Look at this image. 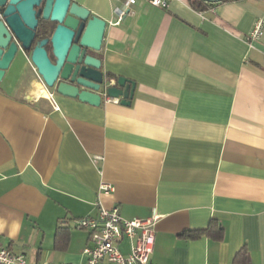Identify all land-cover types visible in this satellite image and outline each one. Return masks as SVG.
Returning a JSON list of instances; mask_svg holds the SVG:
<instances>
[{"label":"crops","instance_id":"obj_1","mask_svg":"<svg viewBox=\"0 0 264 264\" xmlns=\"http://www.w3.org/2000/svg\"><path fill=\"white\" fill-rule=\"evenodd\" d=\"M77 1L108 21L95 54L134 94L93 105L53 90L54 107L27 58L13 61L0 81L4 243L29 262L86 264L75 218L102 204L159 215L155 264H264V29L247 39L264 0L140 1L118 24L116 0ZM215 221L223 238L200 231Z\"/></svg>","mask_w":264,"mask_h":264},{"label":"water","instance_id":"obj_2","mask_svg":"<svg viewBox=\"0 0 264 264\" xmlns=\"http://www.w3.org/2000/svg\"><path fill=\"white\" fill-rule=\"evenodd\" d=\"M42 21L53 26L41 37ZM107 28L105 18L77 0H0V81L23 54L42 83L59 94L100 105L106 86L108 95L129 105L135 82L110 76L95 54Z\"/></svg>","mask_w":264,"mask_h":264},{"label":"built area","instance_id":"obj_3","mask_svg":"<svg viewBox=\"0 0 264 264\" xmlns=\"http://www.w3.org/2000/svg\"><path fill=\"white\" fill-rule=\"evenodd\" d=\"M119 4L114 6L116 19L113 24L120 23L130 8L142 1L151 6L167 8L172 0H116ZM264 29V19L257 18L251 31L247 35L251 43L260 38ZM37 73L36 68L33 66ZM42 82V80H41ZM46 91L44 95L43 92ZM106 101L119 102V97H111L107 93V87L102 89ZM54 91L42 83L36 98H47L54 107L58 105L53 101ZM100 188L104 192L114 189L109 182H102ZM159 215L154 213L147 218H126L121 214L118 206L106 207L102 204L98 207L96 216H84L75 218L78 228L87 229L90 232L92 245L84 248L87 255L86 264H155L151 260V254L155 245V224ZM129 240V251L124 252L120 247V241ZM0 263L2 264H81L74 262L52 263L47 260L29 262L22 252L13 251L4 243L0 236Z\"/></svg>","mask_w":264,"mask_h":264},{"label":"trees","instance_id":"obj_4","mask_svg":"<svg viewBox=\"0 0 264 264\" xmlns=\"http://www.w3.org/2000/svg\"><path fill=\"white\" fill-rule=\"evenodd\" d=\"M215 1H223V0H189L191 6L197 10H203L205 8H207L208 6H210L211 4H213V2ZM50 33V30H49V26H48V23L47 22H43L41 23L40 25V28H39V36H46L47 34ZM110 76H112L113 78H117L115 77V74L114 73H111L109 72ZM216 223V221H215ZM214 225H217V223ZM200 231L202 232H206L208 235H211L212 237L214 238H217V239H220V238H223V235H224V229L222 227V225H217L215 229H201ZM196 235V234H195ZM194 236V235H192ZM241 252V251H240ZM240 254V253H239ZM2 264V263H0Z\"/></svg>","mask_w":264,"mask_h":264},{"label":"flooded vegetation","instance_id":"obj_5","mask_svg":"<svg viewBox=\"0 0 264 264\" xmlns=\"http://www.w3.org/2000/svg\"><path fill=\"white\" fill-rule=\"evenodd\" d=\"M47 23L49 24V26H50L51 24H53V22H51V21H48ZM48 48H49V45H48Z\"/></svg>","mask_w":264,"mask_h":264},{"label":"rangeland","instance_id":"obj_6","mask_svg":"<svg viewBox=\"0 0 264 264\" xmlns=\"http://www.w3.org/2000/svg\"><path fill=\"white\" fill-rule=\"evenodd\" d=\"M52 26H53V24H51V25L49 26V30L52 28Z\"/></svg>","mask_w":264,"mask_h":264}]
</instances>
